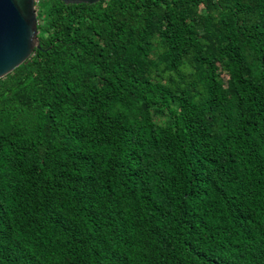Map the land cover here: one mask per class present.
<instances>
[{
  "label": "trees",
  "instance_id": "trees-1",
  "mask_svg": "<svg viewBox=\"0 0 264 264\" xmlns=\"http://www.w3.org/2000/svg\"><path fill=\"white\" fill-rule=\"evenodd\" d=\"M36 9L0 78V264H264V0Z\"/></svg>",
  "mask_w": 264,
  "mask_h": 264
},
{
  "label": "water",
  "instance_id": "water-1",
  "mask_svg": "<svg viewBox=\"0 0 264 264\" xmlns=\"http://www.w3.org/2000/svg\"><path fill=\"white\" fill-rule=\"evenodd\" d=\"M38 0H0V78L30 57L39 46ZM96 3L99 0H62Z\"/></svg>",
  "mask_w": 264,
  "mask_h": 264
},
{
  "label": "rangeland",
  "instance_id": "rangeland-1",
  "mask_svg": "<svg viewBox=\"0 0 264 264\" xmlns=\"http://www.w3.org/2000/svg\"><path fill=\"white\" fill-rule=\"evenodd\" d=\"M37 10V9H36ZM218 70H219V72L221 73V75H222V77L225 79L226 78V76L224 75V74H226L225 73V70L224 69H221V68H218ZM224 81V80H223Z\"/></svg>",
  "mask_w": 264,
  "mask_h": 264
}]
</instances>
